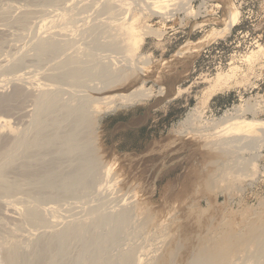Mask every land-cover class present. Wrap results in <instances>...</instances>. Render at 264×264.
<instances>
[{"label":"rangeland","instance_id":"1","mask_svg":"<svg viewBox=\"0 0 264 264\" xmlns=\"http://www.w3.org/2000/svg\"><path fill=\"white\" fill-rule=\"evenodd\" d=\"M263 213L264 0H0V264H158L225 226L224 264H264Z\"/></svg>","mask_w":264,"mask_h":264},{"label":"bare ground","instance_id":"2","mask_svg":"<svg viewBox=\"0 0 264 264\" xmlns=\"http://www.w3.org/2000/svg\"><path fill=\"white\" fill-rule=\"evenodd\" d=\"M47 1V0H46ZM52 1V0H51ZM54 2H56V1H54ZM140 14V13H139ZM141 15V14H140ZM137 17V16H136ZM134 19V18H133ZM137 21V20H136ZM130 22V21H129ZM114 23V22H113ZM127 25V24H126ZM148 26V25H147ZM119 30V29H118ZM146 32V31H145ZM125 34H126V36H127V41H128V43H129V45L131 46V47H134V43L136 44V40L137 39H139V37H140V34L138 33V30H136V26H135V24L133 25V24H131V25H129L128 27L126 26V29H125ZM160 36H161V34H160ZM158 37V36H157ZM137 46V45H136ZM127 49V48H126ZM133 49V48H132ZM135 50V49H134ZM133 51V50H132ZM128 53V52H127ZM132 53V52H131ZM130 56V55H129ZM16 64V63H15ZM89 65H91V64H89ZM16 66V65H15ZM87 66V65H86ZM85 66H83L81 69L78 67H74L75 69H72V70H74L75 72H73V71H71V73L73 72V73H76L75 74V76L77 75V73H80V72H82V74L84 73H86L84 70L86 69V67L84 68ZM104 67V66H103ZM90 68H92V67H90L89 66V69ZM102 68V67H101ZM98 69H99V67H98ZM87 70V69H86ZM89 71V70H88ZM97 71V70H96ZM95 71V72H96ZM100 71V70H99ZM102 71V70H101ZM106 71V70H105ZM72 73V74H73ZM89 74V73H88ZM117 74V73H116ZM93 75V74H92ZM114 74H111L110 75V77H111V79H110V77H109V75H108V77H109V79L110 80H108V77H107V80L109 81H106V86L105 87H107V85H108V83H109V85L108 86H110L109 88H112V87H115V83L118 81V80H120L119 78H121L120 77V73L118 72V74L116 75V76H118L117 78H112V77H114L113 76ZM82 76V75H81ZM89 76V75H88ZM115 76V77H116ZM77 77H80L79 75L77 76ZM85 77V76H84ZM232 77V76H231ZM52 78V77H51ZM53 80H55V79H53ZM55 82V81H54ZM114 85V86H112L111 87V83ZM111 84V85H110ZM123 84H125V82H123ZM122 84V85H123ZM132 86V85H131ZM130 87V86H129ZM128 88V87H127ZM46 90V89H45ZM48 93V92H47ZM51 93V92H50ZM49 94V93H48ZM47 95V94H46ZM50 95V94H49ZM55 95V94H54ZM43 96H45V95H43ZM93 96V95H92ZM88 98V97H87ZM54 99H56V97H54ZM54 99H53V97H52V99L51 100H53L54 101ZM48 100V99H47ZM46 100V102H49V100L47 101ZM57 100V99H56ZM88 100V99H87ZM45 102V103H46ZM45 103H44V107H47V109H49V106H45ZM54 103H56V102H54ZM88 103H89V101H88ZM86 105V104H85ZM89 105V104H88ZM43 106H42V108H43ZM50 108H51V106H50ZM84 106H83V109L81 110V112H80V109H78L79 110V113L76 115L77 117H76V124H83L84 125V123H85V127H88L89 128V126L92 124L93 125V123H94V121H93V117L91 116V117H89V116H86L85 114H84V112H85V110H84ZM86 108H87V106H86ZM46 109V110H47ZM72 109V108H71ZM45 110V109H44ZM51 110V109H50ZM70 111V110H69ZM77 111V110H76ZM44 111H42V113H43ZM72 112H73V110H72ZM86 112H88V111H86ZM42 113H40L41 115H42ZM47 113V111H45L44 112V114L43 115H45ZM75 114V113H74ZM73 114V115H74ZM70 115V114H69ZM40 116V115H39ZM72 117H74V116H72ZM40 118V117H39ZM42 118V117H41ZM75 118V117H74ZM93 118V119H92ZM65 119V118H64ZM66 119H67V117H66ZM65 119V120H66ZM64 120V121H65ZM71 120H72V118H71ZM52 121V120H51ZM60 121V120H59ZM73 123V122H72ZM60 124V123H59ZM75 124V123H74ZM73 124V125H74ZM68 125V124H67ZM91 125V126H92ZM58 126V125H57ZM56 126V128L57 129H59V128H61V127H57ZM54 127H55V125H54ZM54 127H52V128H54ZM68 127V126H67ZM78 127V126H77ZM51 128V129H52ZM87 129V128H86ZM93 129V128H92ZM55 130V129H54ZM90 130V129H89ZM53 131V130H52ZM70 132V131H69ZM91 132V131H90ZM54 133V132H53ZM56 133V132H55ZM54 133V134H55ZM59 133V132H58ZM88 133V132H87ZM66 134V133H65ZM84 134V133H83ZM69 135H70V133H69ZM69 135H67V136H65V138H64V142H63V140H62V142L63 143H67L68 145H71L72 144V142L73 141H75V135L76 134H73V135H71V136H69ZM47 136V135H46ZM53 137H56V136H54V135H52ZM52 136H48L47 137V143H48V141L49 140H52L53 141V138H52ZM59 136V135H58ZM57 136V137H58ZM83 137H85V136H83ZM45 138V137H44ZM43 138V139H44ZM52 138V139H51ZM32 139V138H31ZM78 139V138H77ZM23 140V139H22ZM37 140V139H36ZM41 140V139H40ZM39 140V141H40ZM38 141V142H39ZM45 141V140H44ZM43 141V142H44ZM55 141V140H54ZM60 141V140H59ZM21 142V141H20ZM36 142V141H35ZM42 142V140L40 141V143ZM70 142V143H69ZM31 143V142H30ZM34 143V142H33ZM50 143V142H49ZM74 143V142H73ZM80 143H81V141H80ZM42 144V143H41ZM40 144V145H41ZM52 144V143H51ZM67 144H66V146H67ZM75 144V143H74ZM36 145H39V144H35V145H33L34 146V148L36 149ZM50 145V144H49ZM64 145V144H63ZM44 147L46 146L47 147V145H45V143H44V145H43ZM65 146V145H64ZM41 147V146H40ZM72 148H74L73 146H72ZM38 149V148H37ZM39 149H41V148H39ZM45 149V148H44ZM48 149V148H47ZM62 149V148H61ZM85 150V149H84ZM84 150H83V156H81V160L80 161H82V160H84V161H82L83 162V164L80 162V164H81V166L80 167H77V169H76V172L75 173H77V174H87V173H89V171H91V167H89V165L91 166V164H89L90 163V161H93L92 160V156H94V155H84V153H86V151L84 152ZM89 150V149H88ZM92 150V149H91ZM94 151V150H93ZM92 151V152H93ZM44 152V151H43ZM67 152H69V151H67ZM88 152V151H87ZM91 151H90V153H92ZM89 153V152H88ZM81 155V154H80ZM99 155V154H98ZM32 156V155H31ZM59 156V155H58ZM85 156V157H84ZM90 156V157H89ZM96 156V155H95ZM94 156V157H95ZM32 157H34V155L32 156ZM84 157V158H83ZM98 158V157H97ZM77 159V158H76ZM210 159V158H209ZM214 159V158H213ZM53 160V159H52ZM97 160V159H96ZM87 161V163H85ZM212 161V160H211ZM211 161H208V162H210V164L213 162H211ZM216 161H217V159H216ZM3 162V161H2ZM74 162H75V160H74ZM96 162V161H95ZM57 163V162H56ZM97 164H98V161L96 162ZM100 163V162H99ZM46 164V163H45ZM48 164V163H47ZM51 164V163H50ZM209 164V165H210ZM224 164V163H223ZM248 164H249V162H248ZM247 164V165H248ZM52 165V164H51ZM55 165V164H54ZM58 165V164H57ZM215 165V164H214ZM205 166V165H204ZM211 166V165H210ZM217 166V165H216ZM57 167V166H56ZM215 167V166H214ZM50 168V167H49ZM48 167H47V169H46V167H45V169L46 170H44V172L45 171H48V169H49ZM52 168V167H51ZM54 168V167H53ZM36 169V168H35ZM58 168H56V170H57ZM95 169V168H94ZM59 170V169H58ZM33 171V170H32ZM68 171V170H67ZM73 171V170H72ZM212 171H213V169H212ZM243 171V170H242ZM57 171H55V172H53V170H52V172L50 171V169H49V171H48V174H52V173H56ZM210 172V171H209ZM208 172V173H209ZM47 173V172H46ZM203 173V172H202ZM211 173V172H210ZM210 173L208 174L209 175V177H210ZM83 174V175H84ZM206 174V173H205ZM55 175H57V174H55ZM207 174H206V176H208ZM50 177V176H49ZM73 178V177H72ZM201 178V177H200ZM208 177H206L205 178V182H203L204 180L202 179V182L203 183H205V185H207L208 183H210V179H207ZM51 179V178H50ZM84 182V181H83ZM212 183V182H211ZM196 185V184H195ZM203 185V184H202ZM198 187H199V185H197ZM208 186V185H207ZM207 186H206V188H207ZM201 187V186H200ZM199 187V188H200ZM203 187L205 188V186L203 185ZM86 188V187H85ZM201 191H203V190H201ZM200 191V192H201ZM179 194V193H178ZM183 199V198H182ZM192 201V200H191ZM193 202V201H192ZM59 204H60V202H59ZM193 204V203H192ZM195 205V204H194ZM193 205V206H194ZM61 206V205H60ZM260 207V206H259ZM204 211V210H203ZM222 211V210H221ZM257 211V210H256ZM202 212V211H201ZM255 212V211H254ZM203 213V212H202ZM257 213V212H256ZM264 214V213H263ZM191 215V214H190ZM199 215V214H198ZM222 215V214H221ZM228 215V214H227ZM185 216V215H184ZM217 216V215H216ZM208 217H209V214H208ZM214 217H215V215H214ZM213 218V217H212ZM257 219V218H256ZM226 220V219H225ZM210 221H211V219H210ZM189 222V221H188ZM187 222V223H188ZM198 222V221H197ZM197 222H196V225H197ZM201 222V221H200ZM205 223H207V221H204ZM203 222V223H204ZM183 223V222H182ZM201 224L200 226L201 227H203L204 226V224ZM122 224V223H121ZM200 223H198V225H199ZM209 224V223H208ZM230 224V223H229ZM248 224V223H247ZM186 225V224H185ZM197 225V226H198ZM203 225V226H202ZM169 226V225H168ZM171 226V225H170ZM181 226V225H180ZM200 226L199 227H195V228H197V229H199L200 228ZM218 226V225H217ZM222 226H225V225H222ZM205 227H207V226H204L203 227V229H201L202 231L204 230V228ZM220 227V226H219ZM244 227V226H243ZM171 228V227H170ZM190 228V227H189ZM194 228V229H195ZM212 228V227H211ZM222 228V227H221ZM227 228V226H225L224 227V229H222V230H220V232H222L223 230H224V234H225V230H227L226 229ZM246 228H247V230H246ZM246 228H245V230L244 231H247L251 236H252V239H251V243L252 244H255V246L257 247V248H259L260 250L263 248L262 246L264 245V217L263 218H260V219H257V221H253V222H250L249 224H248V226H246ZM178 229V228H177ZM207 229V228H206ZM218 229V228H217ZM228 229H229V227H228ZM188 230V229H187ZM196 230V229H195ZM214 230V229H213ZM231 230V229H230ZM184 230H182V232H183ZM190 231L192 232V230L190 229ZM210 231H212V230H210ZM234 231V230H233ZM189 231H185L184 232V234H180V235H178V236H181L180 238L178 237H175L174 239H172L171 241H170V244L168 245V247H167V249L165 250V252L163 253V255L161 256V258H160V260H159V262H158V264H175V261H176V256H178V254L179 253H181V252H184V254L186 255V257H187V255H188V257H187V259H186V257H185V255H184V259L186 260H183V256H182V253H181V257H182V260L183 261H185V264H224V262H227L229 259H231L230 257H231V254L233 253V251H237L238 249H239V247H242V246H245L246 244L244 243V242H237L235 245H233V244H230L227 240V235H225V237L223 236L224 234H223V232L221 233V234H223L222 235V237L223 238H221L220 237V239H222V242H220V239L219 240H217V242L218 243H216V244H211V245H215L214 247H212L211 245H208V246H211V248L209 247V248H205L204 246H206V245H204V242H205V240L207 239V237L208 236H206V232H207V230H206V232L204 233L205 235H203V236H198V237H193V234H187ZM199 232H201V231H199ZM227 232V231H226ZM229 232H231L232 233V235H234L233 234V232L232 231H229ZM166 233V232H165ZM176 233H178V232H176ZM190 233V232H189ZM196 233V232H195ZM202 233V232H201ZM213 233V232H212ZM231 233L229 234V236L231 235ZM167 234H169V233H167ZM197 234H199V233H197ZM203 234V233H202ZM201 234V235H202ZM220 233H218L217 235H219ZM221 234L219 235V236H221ZM227 234H228V232H227ZM218 236V237H219ZM228 236V237H229ZM217 236H216V238H218ZM171 239V238H170ZM215 240V239H214ZM41 241V240H40ZM207 241V240H206ZM49 242V241H48ZM208 242V241H207ZM207 242H205V244L207 243ZM215 242H216V240H215ZM213 243V242H212ZM166 244V243H165ZM48 245V244H47ZM207 246V247H208ZM254 246V247H255ZM262 247V248H261ZM233 249V250H231L230 251V249ZM24 251V250H23ZM262 252H263V249L261 250ZM8 252V251H7ZM25 252V251H24ZM14 253V252H13ZM23 253V252H22ZM29 253H31V251L29 252ZM28 253V254H29ZM264 253V252H263ZM35 254V253H34ZM234 254V253H233ZM20 255V254H19ZM32 255V254H31ZM180 255V254H179ZM262 255V254H261ZM13 255H12V253L11 254H8V259H9V264H10V262H13V264H16V262L17 261H14V259H13V257H12ZM37 256V255H36ZM263 256V255H262ZM180 257V258H181ZM264 257V256H263ZM6 258V257H5ZM24 258V257H23ZM159 258V257H158ZM34 259V258H33ZM11 260V261H10ZM35 260V259H34ZM177 260H180L181 261V259H177ZM40 261V260H39ZM123 261H124V259H123ZM127 261V264H128V260H125V262ZM230 261V260H229ZM228 261V262H229ZM124 262V263H125ZM138 262V261H137ZM18 263H19V261H18ZM28 263V262H27ZM35 263V262H34ZM123 263V264H124ZM181 263V262H180ZM3 264V263H2ZM12 264V263H11ZM126 264V263H125ZM176 264H179V263H177L176 262ZM182 264V263H181ZM226 264V263H225Z\"/></svg>","mask_w":264,"mask_h":264}]
</instances>
